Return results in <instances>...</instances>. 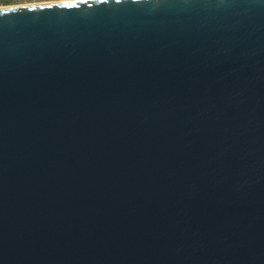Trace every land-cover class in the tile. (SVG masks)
Segmentation results:
<instances>
[{"label":"water","instance_id":"1","mask_svg":"<svg viewBox=\"0 0 264 264\" xmlns=\"http://www.w3.org/2000/svg\"><path fill=\"white\" fill-rule=\"evenodd\" d=\"M0 264H264V0L0 8Z\"/></svg>","mask_w":264,"mask_h":264},{"label":"rangeland","instance_id":"2","mask_svg":"<svg viewBox=\"0 0 264 264\" xmlns=\"http://www.w3.org/2000/svg\"><path fill=\"white\" fill-rule=\"evenodd\" d=\"M70 0H0V8Z\"/></svg>","mask_w":264,"mask_h":264},{"label":"bare ground","instance_id":"3","mask_svg":"<svg viewBox=\"0 0 264 264\" xmlns=\"http://www.w3.org/2000/svg\"><path fill=\"white\" fill-rule=\"evenodd\" d=\"M3 8H5V7H3Z\"/></svg>","mask_w":264,"mask_h":264}]
</instances>
